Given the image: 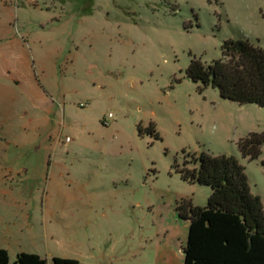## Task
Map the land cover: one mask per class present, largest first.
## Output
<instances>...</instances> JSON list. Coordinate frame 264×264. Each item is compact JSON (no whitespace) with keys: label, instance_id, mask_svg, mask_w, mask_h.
<instances>
[{"label":"rangeland","instance_id":"rangeland-1","mask_svg":"<svg viewBox=\"0 0 264 264\" xmlns=\"http://www.w3.org/2000/svg\"><path fill=\"white\" fill-rule=\"evenodd\" d=\"M11 3L0 33V247L10 264L22 251L49 263L183 264L189 222L177 200L206 205L210 188L184 182L173 163L239 154L237 139L264 129V110L220 108L185 69L193 56L219 58L228 38L264 48V0ZM51 49L57 67L40 66ZM39 89L53 106L46 119ZM150 122L160 139L139 135ZM248 172L264 197V168Z\"/></svg>","mask_w":264,"mask_h":264},{"label":"trees","instance_id":"trees-1","mask_svg":"<svg viewBox=\"0 0 264 264\" xmlns=\"http://www.w3.org/2000/svg\"><path fill=\"white\" fill-rule=\"evenodd\" d=\"M219 3V0H208ZM185 77L199 83L201 92L211 86L222 98L240 104L255 103L264 108V48L245 38H228L221 44V56L204 63L190 58ZM139 135L160 134L150 122L137 125ZM244 157L257 159L264 145V130L252 131L237 141ZM198 165L172 168L188 182L211 187L206 205H195L180 198L176 211L189 222L183 247V264H264V210L261 197L253 194L244 166L234 155H212L201 151ZM264 165V159L261 161ZM0 264H10L9 254L0 247ZM12 264H80L71 257L47 258L37 253L20 252Z\"/></svg>","mask_w":264,"mask_h":264},{"label":"crops","instance_id":"crops-1","mask_svg":"<svg viewBox=\"0 0 264 264\" xmlns=\"http://www.w3.org/2000/svg\"><path fill=\"white\" fill-rule=\"evenodd\" d=\"M11 1H13V0H0V18H2V21H0V33L5 30V27L7 26L6 22H8L10 20V16H11L10 12H11V8L13 7ZM21 11H22V8L19 7L18 8V13L21 14ZM55 55H56V57H55ZM59 56H60V53H59L58 50L55 51V54L52 52V49L50 50V52H48V53L46 52V54L41 52L39 54V57H38L39 58V64H40V66H42V65L43 66L50 65V67L54 69V68L57 67L56 61L58 60L57 58ZM209 87H211V86H209ZM15 88H16V86L14 84H11V86H7L6 89H4L2 91L1 95L4 97V100H7L8 97H11V96H13L15 94L14 93V91H15L14 89ZM213 89H214V101L217 104V106H219L222 109L226 108V109L237 110L238 112L245 113V114H248L249 112H250V114L252 112H259L260 113V112H262V110H264L263 107L255 104V103L240 104L238 102L222 98L220 96V93H219L218 89H216V88H213ZM48 94H49V91L47 89H41V90L39 89L38 93H35V98L37 99L35 102L37 103V105L39 107L35 106L34 108L35 109H39V108L43 109L42 112L45 113V115H44L45 119L48 117V115L50 116V111L52 110V107H53L52 103H51V99H50ZM32 97L34 98L33 95H32ZM34 105H35V103H34ZM246 119L248 120L249 117H247ZM251 123H252V121H250V124ZM263 130L264 129H258V128H255V127L252 126V128H250L249 131L245 135H247L249 132H252V131H263ZM238 139H237V141H238ZM237 141H236V146H237L239 154H233V155L238 158L239 162L245 168V172H246L247 177H248V182H249V185H250L251 192L253 194L259 195L261 197L262 204H263V202H264L263 195H261L260 193H255L253 191V187H252L251 181H250V175H249V172H248V166L253 164V163L260 162L261 166L264 168V165H262V163H261V161L264 159V145L262 146L261 155L257 159L250 160L248 157H244L241 154V152H240V150L238 148V145H237ZM220 154H226V153L221 152ZM196 165H198V163ZM177 174L179 175V173H177ZM183 181L187 182V183H190V184H195V185L198 184V183L188 182V181H185V180H183ZM198 185H200V184H198ZM202 186L209 187V186H206V185H202ZM209 188L210 189H209V193H208L207 197H209V195L211 194V191H212L211 187H209ZM182 195L184 196L183 198L190 199L193 202V199L191 197H188L189 195H187V194H182ZM193 204L198 205V204H201V203L193 202ZM263 210H264V207H263ZM5 249L8 251L9 262H10V259H11L10 252H9V250L7 248H5ZM17 254H16V256H17Z\"/></svg>","mask_w":264,"mask_h":264},{"label":"built area","instance_id":"built-area-1","mask_svg":"<svg viewBox=\"0 0 264 264\" xmlns=\"http://www.w3.org/2000/svg\"><path fill=\"white\" fill-rule=\"evenodd\" d=\"M113 120H115V115H114L113 112H109L106 115V119L104 121V124H107V123H109V122H111ZM69 141H71V137L70 136H66L65 137V142H69Z\"/></svg>","mask_w":264,"mask_h":264}]
</instances>
